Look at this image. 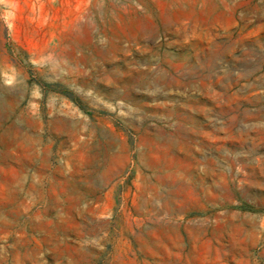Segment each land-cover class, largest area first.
I'll list each match as a JSON object with an SVG mask.
<instances>
[{
	"label": "rangeland",
	"instance_id": "374dc122",
	"mask_svg": "<svg viewBox=\"0 0 264 264\" xmlns=\"http://www.w3.org/2000/svg\"><path fill=\"white\" fill-rule=\"evenodd\" d=\"M0 264H264V0H0Z\"/></svg>",
	"mask_w": 264,
	"mask_h": 264
},
{
	"label": "bare ground",
	"instance_id": "6f19581e",
	"mask_svg": "<svg viewBox=\"0 0 264 264\" xmlns=\"http://www.w3.org/2000/svg\"><path fill=\"white\" fill-rule=\"evenodd\" d=\"M114 72V71H113ZM112 75L113 74H115V73H111ZM118 79V78H117ZM106 94L107 95H110V96H121V94L119 93V92H116V91H114V90H108V91H106ZM123 94V93H122ZM124 97L126 98V99H129V101H134L135 99V95L134 94H131V93H128V94H125L124 95ZM11 98H13V97H9V101L10 100H12V101H14V99H11ZM29 112V111H28ZM22 115L24 114L25 115V111H23L22 113H21ZM73 125V127H75V126H77V123H75V124H72ZM12 127H14V129L16 130V126H14V125H12ZM66 129H67V127H65ZM232 162H233V159L231 160ZM99 180V179H98ZM217 187V186H216ZM93 188V187H92ZM98 188V186L96 185L95 187H94V190H96ZM222 188V187H221ZM222 190V189H221ZM219 194V193H218ZM217 194V195H218ZM216 195V196H217ZM81 196H83V195H81ZM81 196H79V197H81Z\"/></svg>",
	"mask_w": 264,
	"mask_h": 264
}]
</instances>
